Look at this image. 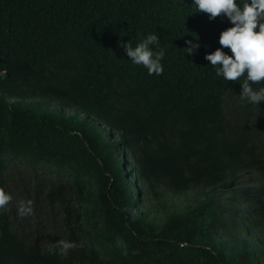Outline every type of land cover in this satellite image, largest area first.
Here are the masks:
<instances>
[{"label": "trees", "instance_id": "trees-1", "mask_svg": "<svg viewBox=\"0 0 264 264\" xmlns=\"http://www.w3.org/2000/svg\"><path fill=\"white\" fill-rule=\"evenodd\" d=\"M231 26L193 0H0V264H264V103L204 59ZM149 33L158 76L122 46Z\"/></svg>", "mask_w": 264, "mask_h": 264}, {"label": "clouds", "instance_id": "clouds-1", "mask_svg": "<svg viewBox=\"0 0 264 264\" xmlns=\"http://www.w3.org/2000/svg\"><path fill=\"white\" fill-rule=\"evenodd\" d=\"M197 13L207 14L209 20L223 16L232 25L219 36V45L204 59L215 68L216 75L226 81H240L239 100L246 104L259 106L264 103V86L253 85L264 82V0H193ZM197 36L203 39L199 34ZM194 38V37H193ZM188 40L184 48L188 56L202 48L199 39ZM129 60L134 65L143 66L148 75H161L164 71L162 61L165 49L160 46V37L149 33L135 46L131 41L122 44ZM229 49V52L224 51ZM125 164V163H124ZM12 200L11 195L0 188V209ZM34 211L31 200L18 202V214L27 216ZM65 248L71 247L64 244Z\"/></svg>", "mask_w": 264, "mask_h": 264}, {"label": "rangeland", "instance_id": "rangeland-1", "mask_svg": "<svg viewBox=\"0 0 264 264\" xmlns=\"http://www.w3.org/2000/svg\"><path fill=\"white\" fill-rule=\"evenodd\" d=\"M13 178L14 177H12V176H10V179H11V181H10V186L12 187V189L15 191V192H20V189L16 186V184L15 183H12V181H13ZM38 210H40V215H41V217L43 216V220L44 221H46V214H45V210H44V208L42 207V206H40V207H38ZM58 215H60V213H57ZM36 220V215L35 214H30L29 215V222H30V224L32 223H34V221ZM30 229V228H29ZM47 229V228H46ZM57 229V228H56ZM67 235V230H65V229H63L62 231H61V236H66Z\"/></svg>", "mask_w": 264, "mask_h": 264}]
</instances>
